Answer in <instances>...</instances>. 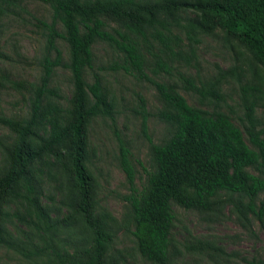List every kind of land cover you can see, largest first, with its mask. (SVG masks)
<instances>
[{"label": "rangeland", "instance_id": "374dc122", "mask_svg": "<svg viewBox=\"0 0 264 264\" xmlns=\"http://www.w3.org/2000/svg\"><path fill=\"white\" fill-rule=\"evenodd\" d=\"M93 2L94 0H81ZM137 4H157L165 0H134ZM196 1V0H182ZM48 5L39 0H8L0 3V116L21 121L30 115L31 98L39 82L45 54L44 32L38 20L51 21ZM173 33L181 38L177 55L165 56L173 67L171 75L161 72L148 75L158 83L174 86L196 108L209 113L221 111L242 127L244 115L241 88L257 89L250 101L255 103L256 118L264 122V66L237 38L221 29L206 32L196 25L198 13L181 10L175 16H162ZM108 31L124 30L122 22L103 15ZM58 29H61L58 26ZM151 51L161 45L152 37L141 39ZM64 64L69 63L70 48L58 40ZM93 68L86 69V83L97 75L112 102L110 116L93 118L86 126L83 164L91 176L90 203L95 218L107 223L114 239L104 264H154L143 258L132 235L135 229L130 206L125 198L131 189L120 165L121 144L129 151L135 169V184L142 188L145 171L156 170L153 145L166 143L174 127L164 119L170 113L157 89L123 71L110 69L121 62L116 50L97 41L93 47ZM147 52V51H146ZM54 53L51 57L54 58ZM151 65L154 59L148 56ZM182 76L200 88L214 90L223 99L201 98L185 89ZM50 88L58 97L49 99L62 108L63 121L72 115L74 88L71 71L56 68ZM146 101L147 126L144 129L139 97ZM92 100L90 99V102ZM35 131L47 138L49 129L39 124ZM18 135L0 124V179L10 169L11 153ZM33 146L40 143L31 137ZM30 163L32 193L27 192L26 178L3 197L0 222L4 243L0 245V264H53L59 256L69 255L83 263L86 250L93 249L91 233L77 211L78 186L72 175L70 154L72 138ZM29 197L30 201L26 200ZM264 200L262 194L257 200ZM209 210L186 209L171 202L174 221L171 229L170 257L167 264H264V228L247 208V199L238 194L220 192Z\"/></svg>", "mask_w": 264, "mask_h": 264}, {"label": "trees", "instance_id": "16d2710c", "mask_svg": "<svg viewBox=\"0 0 264 264\" xmlns=\"http://www.w3.org/2000/svg\"><path fill=\"white\" fill-rule=\"evenodd\" d=\"M7 1L0 0V3ZM39 1L50 7L52 16L50 22L37 19L44 32L45 54L42 73L31 98L30 115L21 121L0 116V124L18 135L10 169L0 179V204L20 178H26L27 192L32 193L28 165L46 154H56L55 148L72 138L70 161L78 186L77 211L91 233L93 249L86 250L83 263L63 255L53 264H104L114 239L107 223L92 213L91 176L83 164L87 124L93 118L110 116L113 107L97 75L92 84L86 83L84 78L86 69L93 68L92 47L97 41L108 44L121 57V62L111 65L110 69L145 80L157 89L170 109L164 119L174 127L166 143L152 146L156 170L144 169L145 183L141 189L135 184L136 172L129 151L123 144L120 147V165L131 189L125 200L130 206L135 225L132 235L140 255L154 264H167L174 221L171 202L186 209L209 210L218 193L238 194L248 200L247 210L264 228V200L259 205L256 203L264 194V122L256 118L255 103L250 101L257 89L241 88L244 115L240 118L243 123L240 127L224 112L209 113L191 106L174 86L158 83L147 73L171 75L173 67L162 55H177L176 49L182 40L162 16H175L181 10L198 13L196 25L202 30L221 29L237 38L264 66V0H165L157 4H137L134 0ZM103 15L122 22L124 30L108 31L100 18ZM147 36L161 45L158 52L141 43ZM61 39L70 48L68 64H64L57 47ZM148 56L154 59L152 65ZM61 66H66L72 74L74 100L69 122L63 121L62 108L49 100L58 97L50 83L55 69ZM182 78L185 89L201 98L223 99L214 87L199 88L192 79ZM139 102L145 129L146 101L140 96ZM39 124L48 127L47 138L35 131ZM33 136L40 141L35 146L30 142ZM26 200L32 199L26 197ZM4 233L0 222V245L4 243Z\"/></svg>", "mask_w": 264, "mask_h": 264}]
</instances>
